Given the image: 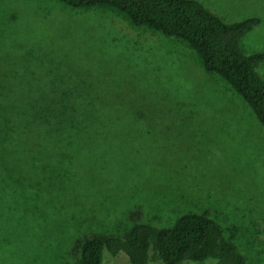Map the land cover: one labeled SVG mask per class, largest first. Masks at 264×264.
<instances>
[{"label":"rangeland","instance_id":"1","mask_svg":"<svg viewBox=\"0 0 264 264\" xmlns=\"http://www.w3.org/2000/svg\"><path fill=\"white\" fill-rule=\"evenodd\" d=\"M198 1L228 24L259 18L242 49L264 51V0ZM257 72L264 81V64ZM50 81L139 105L147 120L159 122L165 113L162 102L163 110L151 108L159 96L177 106L199 100L208 112L169 127L114 122L116 143L104 147L64 120L60 136L41 132L38 103L26 96L49 91ZM1 94L14 99L7 114L14 134L2 127L0 264H79L76 241L122 236L132 213L154 227H168L185 213L206 214L249 264H264V170L255 169L264 161V129L180 40L136 27L106 6L0 0ZM104 264L128 262L118 256Z\"/></svg>","mask_w":264,"mask_h":264},{"label":"trees","instance_id":"2","mask_svg":"<svg viewBox=\"0 0 264 264\" xmlns=\"http://www.w3.org/2000/svg\"><path fill=\"white\" fill-rule=\"evenodd\" d=\"M58 1L73 9L110 7L124 14L136 27L154 31L164 38L180 40L198 57L206 74L220 77L244 100L264 129V81L257 72V68L264 64V51L246 55L242 49V40L260 24L259 18L251 17L228 24L198 0ZM48 77L59 79L52 75ZM60 77L67 79L73 76L60 74ZM59 83L50 81L49 91H43L38 96H26L32 103H38L35 118L43 134L56 130L60 136L63 133L61 121L64 120L86 134L89 132L101 142L99 144L107 146L116 143L114 122L141 121L143 125L148 121L158 122L147 120L146 110L139 109V105H119L106 95L61 89ZM6 92L8 89H3L1 93ZM2 94L0 136L4 125L14 134L7 117L14 99ZM144 99L140 103H144ZM171 100L167 96H159L157 105L151 107L154 111L163 110L160 102L166 107L165 113H160L156 126L160 122L167 127L174 126L178 121L195 116L204 119L201 111H207L205 103L197 100L192 104L181 100L177 106L171 104ZM173 110L178 111V115L175 116ZM143 130L142 133L148 136V129ZM261 164L264 161L259 159L255 169L264 170ZM231 166L234 169L237 167ZM139 217V213L130 214L133 225L122 236H95L76 241L73 251L78 254V263L104 264L107 258L124 256L128 264H249L244 253L224 239L220 225L206 214H182L168 227L138 222Z\"/></svg>","mask_w":264,"mask_h":264}]
</instances>
